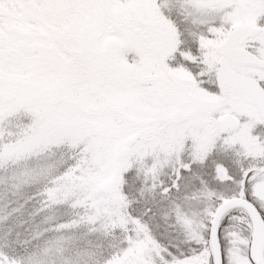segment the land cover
Wrapping results in <instances>:
<instances>
[{
	"label": "snow or ice",
	"instance_id": "6c2138e0",
	"mask_svg": "<svg viewBox=\"0 0 264 264\" xmlns=\"http://www.w3.org/2000/svg\"><path fill=\"white\" fill-rule=\"evenodd\" d=\"M0 264H264V0H0Z\"/></svg>",
	"mask_w": 264,
	"mask_h": 264
},
{
	"label": "rangeland",
	"instance_id": "374dc122",
	"mask_svg": "<svg viewBox=\"0 0 264 264\" xmlns=\"http://www.w3.org/2000/svg\"><path fill=\"white\" fill-rule=\"evenodd\" d=\"M41 227H43V225H41Z\"/></svg>",
	"mask_w": 264,
	"mask_h": 264
}]
</instances>
